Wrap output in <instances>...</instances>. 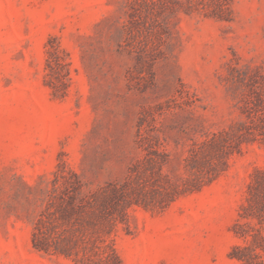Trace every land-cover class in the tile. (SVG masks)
<instances>
[{
  "label": "rangeland",
  "instance_id": "1",
  "mask_svg": "<svg viewBox=\"0 0 264 264\" xmlns=\"http://www.w3.org/2000/svg\"><path fill=\"white\" fill-rule=\"evenodd\" d=\"M261 170L264 0H0V264H264Z\"/></svg>",
  "mask_w": 264,
  "mask_h": 264
},
{
  "label": "trees",
  "instance_id": "2",
  "mask_svg": "<svg viewBox=\"0 0 264 264\" xmlns=\"http://www.w3.org/2000/svg\"><path fill=\"white\" fill-rule=\"evenodd\" d=\"M259 173L264 175V170H261ZM253 186H255L256 189H260V195L262 194V200L259 201V210L261 211L260 217L262 219L264 218V177H262L261 180H256L255 184L253 183ZM73 201L74 198H70L69 207L65 210L66 214L64 215L68 217L70 212H74L76 210L75 206L85 213V216L83 217V220L86 224L84 226V230L91 232L92 245L90 249L94 254L97 255V261H99L101 264H119L118 256L114 247L109 243H104L105 240L102 237L104 233H109V227H111V222L113 219L111 216V211L107 207V204H105V201L102 202L96 198H91V200L86 199L84 203L79 205H75ZM34 239L36 238H33V245L35 248L48 250V246ZM98 241H100L101 244H99ZM236 249H240V247L236 246ZM252 258H257L258 263L261 264V255L259 252L253 251ZM246 263L251 264V261L247 258Z\"/></svg>",
  "mask_w": 264,
  "mask_h": 264
}]
</instances>
